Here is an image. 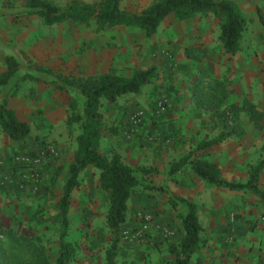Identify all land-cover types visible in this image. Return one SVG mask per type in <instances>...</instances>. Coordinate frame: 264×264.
Segmentation results:
<instances>
[{
  "label": "rangeland",
  "instance_id": "1",
  "mask_svg": "<svg viewBox=\"0 0 264 264\" xmlns=\"http://www.w3.org/2000/svg\"><path fill=\"white\" fill-rule=\"evenodd\" d=\"M15 13L10 19L0 15V73L5 67L2 55L16 57L14 49L22 51V56L31 65L43 67V70L37 71L43 79L50 78V74L86 78L109 72L104 65L98 67L97 64L94 71L88 62L101 53V48H103L102 54L104 49H111L115 45L113 39L109 38L103 45L98 41L96 48V41L92 45L71 44L67 37L63 38V30L80 28L82 32H88L90 24L83 22L79 26L77 21L74 23L61 21L62 24L59 22L45 25L36 15L17 11ZM211 14L214 16L213 13ZM214 17L218 25L219 19ZM245 36H242L243 42H247ZM93 37H95L94 32ZM258 41L264 46V37L258 38ZM60 44H65V47L61 48L63 52L58 49ZM258 45L246 53L254 56L261 55ZM242 53L244 54V51ZM219 54L223 61L227 53H224L221 48ZM253 65L255 78L260 72V65L255 60ZM150 67L153 68V77L147 84L142 85L138 92L119 95L114 101L102 99L99 107L100 135L103 137L101 154L106 158L116 154L108 149V143H113L115 140L117 145L119 143L120 154L117 155L122 163L133 169H148L144 177L150 182V186L146 188L137 186L138 194L131 195L126 201L125 220L116 231L117 247L111 264H161L163 260L168 259L170 248L177 246L182 236L180 219L184 210L180 206V197L175 194L176 186L180 180L192 189L198 190L203 186V181L195 182L190 177L189 165L185 164L186 167L183 164L179 165L173 174L168 172L170 165L177 163L180 158H186L188 161L195 159L193 153L196 151V143H191L184 149L182 147L177 149L174 147L175 143L166 142L167 136L161 137L156 142L150 132L137 133L142 121L145 118L150 120V116L154 114V101L161 94H166L163 88L164 70L159 73L154 66H145L144 69ZM226 75L228 70L221 73L222 77ZM199 76V70L195 69L191 79V90L199 87V84H195ZM3 98L6 106L14 111L16 117L28 124L29 132L22 140L12 141L0 129V255L4 258V264H27L31 260L28 253L11 251L10 242H4V235H7L9 231L13 235H23L30 244L41 248L49 264H53L59 241L57 200L61 195L69 165L73 161L76 137L81 131L80 121L69 120V118L72 114H81L83 97L78 95L77 103L72 108L69 106V95L58 90L53 84L22 80L18 81L16 86H0V100ZM136 109H141L143 116L139 124L132 127L129 124V116ZM139 136H144L155 144V150L159 152L160 164L152 165V158H149L147 150L148 146L154 145L151 142H149L151 145L140 142ZM138 151H143L141 155L144 158L140 160L143 164L136 163ZM94 179L90 171L84 169L79 171L78 183L69 195L68 232L64 240L72 246L73 256L68 264H105L104 258L112 235L104 219L107 208L106 194L94 185ZM234 196L238 206L248 204L249 199L252 198L257 200L256 195L249 190L240 189L231 192L230 195L226 194L224 199ZM149 197L155 198L161 206L157 207L158 203L156 207L148 211L135 205L139 199ZM252 205L254 211L246 215L251 220L248 227L251 234H248V241L245 242L249 246L247 251L240 254L247 261L245 264H264L262 224L259 222L258 230L252 227L255 225L252 221L256 222L258 216L261 217L264 214L257 212L255 215L256 207L260 209L262 206L260 201ZM140 209L147 211L151 217L168 215L172 221L163 226L156 224L159 235L156 240L142 242L146 244L140 243L141 241L123 239L120 235L122 229L136 224L134 214ZM243 215L244 213L239 211L231 213L234 220L242 218ZM254 230H256L255 234L251 236ZM204 233L202 229L201 238L204 239L205 244H208ZM16 238L21 237L16 236ZM257 239L259 241L263 239V243L259 246L254 243ZM231 240L232 237L227 239V241ZM139 244L143 247L137 251L133 245ZM200 249L201 246L198 244L194 252ZM191 257L192 262H195L196 255L193 253Z\"/></svg>",
  "mask_w": 264,
  "mask_h": 264
},
{
  "label": "crops",
  "instance_id": "2",
  "mask_svg": "<svg viewBox=\"0 0 264 264\" xmlns=\"http://www.w3.org/2000/svg\"><path fill=\"white\" fill-rule=\"evenodd\" d=\"M47 1L64 9L72 0ZM74 1L95 6L101 0ZM153 1L120 0L118 8L128 13H137ZM230 1L235 4L244 18L245 25L239 39L238 51L232 55L227 54L224 62L219 54L221 49L218 40L219 27L210 12H198L184 20H176L172 13H169L161 19L155 32L149 36L132 25H115L95 31L94 19L89 18L84 22L90 24L88 32H82L80 28H70L63 30V38L67 37L71 44L92 45L96 41V48L98 41L103 45L108 42L109 38L113 39L115 45L111 49H104L102 54L103 48H101V53L89 60L88 64L94 71L96 64L98 67L104 65L109 72L124 77H130L134 70L144 69L145 66H154L159 73L164 70L163 88L168 98L167 108L161 113L154 110L150 120L145 118L142 121L137 133L150 132L156 142L161 137L167 136L166 142L175 143L174 147L177 149L181 147L184 149L187 145L196 143L194 158L213 164L222 179L244 183L248 176L249 166L259 160H264V46L258 41V38L264 37V0ZM0 10V15L9 17V19L16 14V11L28 14L25 0H12L11 2L1 0ZM62 22L74 23L75 21L65 19ZM78 23L80 26L83 22ZM93 32L95 37H93ZM243 35H246L247 42L242 41ZM257 45L259 52H262L261 55L254 56L246 53ZM63 47L65 44L58 45L59 51L63 52L61 49ZM254 60L260 65V72L255 78L252 70ZM195 69L200 72L195 83L199 84V87L191 90V79ZM225 70H228V75L222 77L221 73ZM222 133H224L223 137ZM220 136L217 142L210 143L204 148H198L200 142L210 141ZM102 139L100 135L97 148L99 153L103 148ZM138 140L148 144L151 142L144 136H139ZM152 144L154 146H148L147 152L149 158H152V165L155 166L158 165L157 163L160 164V157L159 152L155 150V144ZM118 147L119 143L117 145L115 140L113 143H108V149L116 154H120ZM137 153L136 163L140 164V160L144 158L141 155L143 151ZM83 169L94 175V185L97 186L98 170L90 165L84 166ZM190 174L193 181H203V186H199L198 190L192 189L180 180L175 190V194L180 198L194 204L201 227L199 235L202 242L199 243L201 249L196 253L193 252L196 260L192 262L190 256L188 264H245L247 261L242 254L248 249L249 244L245 242L248 241V234H251L248 230L251 220L246 215L254 211L252 204L258 202L259 199L257 198V201L252 198L249 199L248 204L238 206L235 196L224 199L226 194L230 195L236 190H229L207 182L193 174L192 171ZM257 188L264 190V167L258 174ZM240 190L248 191L247 189ZM137 194L138 192L133 195ZM136 203L138 207L150 211L159 202L149 197L139 199ZM160 206L161 203L157 207ZM236 211L244 213L242 218L232 219L230 215ZM257 212L264 214L262 206L260 209L256 207L255 215ZM259 222L262 224V226L260 224L263 228L261 234L264 238V215L258 216L256 222L252 221L255 224L252 227L258 230ZM152 223V228L140 243L150 239L156 240L159 232L154 226L156 224L163 226L172 221L170 216L160 215L157 218L153 217ZM202 229H204L208 244H205L204 239L201 238ZM256 230L251 236H254ZM228 237H232V240L227 241ZM262 240L257 239L254 243L259 246L263 243ZM142 244L133 246L138 251L143 247ZM148 247H150L149 244Z\"/></svg>",
  "mask_w": 264,
  "mask_h": 264
},
{
  "label": "trees",
  "instance_id": "3",
  "mask_svg": "<svg viewBox=\"0 0 264 264\" xmlns=\"http://www.w3.org/2000/svg\"><path fill=\"white\" fill-rule=\"evenodd\" d=\"M119 1L101 0L97 5L92 6L72 0L66 8L60 9L47 0H25V7L29 15L38 16L45 25L56 24L65 19L85 22L89 18H93L95 31L115 25H132L142 30L146 36L153 34L161 19L169 13H172L176 20H184L198 12H210L219 19L218 40L223 52L232 55L239 48L238 42L245 20L230 0H154L137 13L120 10L118 8ZM14 51L16 57L8 54L2 55L5 67L4 71L0 73L1 87L16 86L17 82L22 80L49 82L58 90L69 95V106L72 108L77 103L76 97L78 95L83 97L81 114H72L69 118V120L80 121L81 131L76 137L73 161L69 165L61 195L57 200L59 241L53 264H68L73 256L72 246L64 240L68 232L69 195L78 183V172L86 165L98 170L97 187L106 194L107 208L104 219L112 239L104 260L105 264H111L114 250L117 247L116 231L125 220L126 201L131 195L138 192L137 186L146 188L150 186V182L144 177L148 169H133L122 163L117 154L106 158L98 152L101 118L99 107L102 99L114 101L119 95L138 92L140 87L153 77V68L136 69L130 77L107 72L86 78L50 74V78L43 79L37 73V71L43 70L42 66L31 65L22 56V51L16 49ZM0 129L12 141L22 140L29 132L28 124L16 117L14 111L6 106L4 98L0 100ZM221 136L223 137L224 133ZM221 136L210 141L200 142L198 148H204L210 143L217 142ZM182 164L189 165L193 174L207 182L229 190H249L257 196L264 211V190L257 188V178L264 167V160H259L249 166L248 176L244 183L222 179L213 164L197 158L192 161L180 158L177 163L170 165L169 173H173L175 168ZM179 200L180 206L184 210L180 219L182 236L177 246L170 248V257L163 260L161 264H188L189 257L198 244L202 243L199 237L201 227L194 204L182 198ZM16 236L21 238H16ZM4 237V242H10L11 251H24L30 255L31 260L27 264H49L42 249L30 244V241L24 239L23 235H13L8 231ZM0 264H4V258L1 255Z\"/></svg>",
  "mask_w": 264,
  "mask_h": 264
},
{
  "label": "built area",
  "instance_id": "4",
  "mask_svg": "<svg viewBox=\"0 0 264 264\" xmlns=\"http://www.w3.org/2000/svg\"><path fill=\"white\" fill-rule=\"evenodd\" d=\"M168 105V98L165 94H161L153 104V108L156 112H164ZM143 116V111L141 109L134 110L129 116V124L132 127H135L139 124L140 119ZM231 216V215H230ZM134 217L136 219V224L132 227H127L120 231V235L123 239L141 241L143 240L149 230L152 228V217L145 210H136ZM156 225L154 228L156 229ZM229 239V237H228Z\"/></svg>",
  "mask_w": 264,
  "mask_h": 264
}]
</instances>
